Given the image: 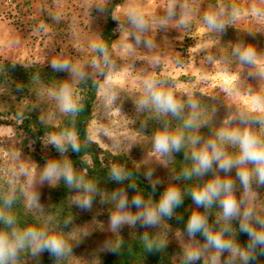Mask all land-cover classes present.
I'll return each instance as SVG.
<instances>
[{"label":"rangeland","instance_id":"374dc122","mask_svg":"<svg viewBox=\"0 0 264 264\" xmlns=\"http://www.w3.org/2000/svg\"><path fill=\"white\" fill-rule=\"evenodd\" d=\"M113 2L0 0V113L7 120L27 113L42 125L57 126L67 115L56 99L61 86L70 87L76 102L79 83L97 73L100 81L86 128L88 136L103 150L126 156L144 179V174L152 171L157 186H176L185 194L193 179L177 177L191 161L184 159V150L171 158L161 156L154 151L152 139L165 123L170 131L186 136L197 133L184 129L182 120L158 117L151 109L138 110L136 102L143 94V82L149 78L164 81L185 106L189 97L201 93L211 99L214 109L225 104L241 115L264 111L255 99L264 97V78L254 75L264 71V17L253 11L264 10V0H123L112 13L115 39L103 58L94 46L100 44ZM133 13L149 26L147 32L129 25L128 16ZM205 15H215L225 24L224 30L211 29L204 22ZM133 32L146 36L154 47L137 46ZM236 48H252L256 62L242 63L234 53ZM53 59L71 63L73 70H53ZM93 61L98 68L92 67ZM194 114L198 119L201 116L197 109ZM243 126L240 118H235L227 128ZM250 127L264 136L259 125ZM23 138L24 134L16 136L11 127L0 128V201L15 195L29 227L38 225L64 238L67 247L65 255L56 259L59 264H105L114 248L134 246L138 249L134 264L147 263L152 254L146 250L145 234L163 249L164 264H182V250L190 243L185 233L163 219L153 227L142 228L137 222L113 229L109 217L119 212L113 193L120 190L92 184L94 190L86 192L84 186L88 184L81 181L79 187H69L62 179L43 180L46 164H38L15 146ZM50 144V136H46L39 152L46 155ZM191 148L186 140V150ZM229 151L236 149L229 147ZM228 175L235 179V170ZM236 186L239 196L238 181ZM34 194L39 197L38 205L32 202ZM126 196L128 211L135 216L141 210L132 207V197ZM85 198L92 200L88 210L78 207ZM250 198L257 212L264 215V186L254 184ZM219 211L217 205L210 209L216 218ZM65 221L69 222L67 227ZM3 227L0 223V229ZM195 241L193 246H198ZM227 256L224 253L221 259ZM16 264L35 263L20 252ZM235 264L245 262L237 257Z\"/></svg>","mask_w":264,"mask_h":264},{"label":"clouds","instance_id":"9594fccd","mask_svg":"<svg viewBox=\"0 0 264 264\" xmlns=\"http://www.w3.org/2000/svg\"><path fill=\"white\" fill-rule=\"evenodd\" d=\"M261 17H264V10L253 9ZM204 22L213 30L223 31L225 24L220 22L215 15H205ZM128 23L134 29L147 32L149 26L143 18L135 13L128 16ZM118 27L119 24H118ZM133 37L137 46L143 45L145 48L152 49L153 41L146 36L141 37L133 32ZM96 50L101 56L107 52L103 44L95 45ZM242 63L252 65L256 62L257 54L252 48L234 49ZM53 70L72 71L73 66L69 62H58L53 59L50 62ZM92 67L98 68L95 61ZM253 75V74H250ZM264 78V71L255 73ZM62 112L76 115L80 108L74 103L70 87L62 85L56 96ZM256 102L264 106V97L256 96ZM138 110L151 109L158 117L171 116L182 120V127L187 130H198L199 124L196 122L198 117L194 114L199 108V102L189 97L186 106L192 110L189 118H183L185 104L177 100L175 95L164 86V81L155 79H145L143 82V94L136 102ZM257 115L244 114L240 117L243 127L221 128L215 133L214 139L203 140L200 135L186 136L183 132L169 130V125L164 124L161 130L154 133L152 147L155 152L163 157L171 158L173 153L179 154L184 150V159L191 161L189 168H182L180 176L185 180H192L194 177H204L208 173H213L211 179L199 187L187 190L191 201L197 208H202L207 212L213 205L220 209L217 224L218 229L209 224L208 217L199 211H193L186 221L185 232L189 237V246L184 248L182 264H235L237 257L242 259L245 264L248 261L257 260L256 255H248L250 250L259 249V255L264 256V215H260L253 201V185L264 186V136L257 133L250 125H259L264 129V111L257 109ZM186 140L191 144V151L186 150ZM203 140V142H202ZM50 143L61 154L68 150L79 153L81 145L78 136L71 131H63L59 135L50 134ZM229 147L236 149L230 152ZM235 170V179L229 176ZM223 172L221 177L218 173ZM27 175V173H25ZM133 173L122 170L119 167H112L109 176L117 183L123 182L131 177ZM145 179L149 181L151 191L156 190V183L152 181V171H147ZM42 179L53 181L62 179L69 186H80V178L74 174L72 165L57 162H49L45 165ZM237 181L241 192L237 195ZM85 191L94 190L91 184L84 186ZM129 188L136 190L137 185L130 183ZM32 202L39 204V197L32 196ZM113 199L117 201L119 212L111 214L109 217L110 226L119 229L124 224L140 223V227L147 228L157 225L164 217L171 219L174 211L184 203V195L180 188L169 185L161 194L154 206L150 207L141 194L132 197L131 205L135 209L141 210L135 216L128 211L129 200L123 191L113 193ZM14 200L7 198L0 206V223L5 227L0 229V264H16L18 256L25 248L29 249L33 256L47 252L50 257L59 259L65 255L67 247L64 238L58 234L46 233L37 227H27L20 229L17 221L7 209H10ZM92 200L85 198L78 203L82 210L91 208ZM238 222V231L248 237L246 248H242L233 238L235 229L232 221ZM65 221V227L68 226ZM200 235L204 244L200 245L195 241V237ZM143 239L146 242V250L158 251L159 246L148 243L147 234ZM195 241L193 246L192 242ZM224 253L227 257L221 259Z\"/></svg>","mask_w":264,"mask_h":264},{"label":"trees","instance_id":"16d2710c","mask_svg":"<svg viewBox=\"0 0 264 264\" xmlns=\"http://www.w3.org/2000/svg\"><path fill=\"white\" fill-rule=\"evenodd\" d=\"M122 1L123 0H114L108 9L107 21L100 36V44L106 46L107 52L105 55L101 56L96 50V54L99 57L105 58L109 54L111 43L115 39L114 29L116 26V21L113 19L112 13ZM99 81L100 78L97 73L93 76L82 79L78 85L79 99L74 102L80 108V111L76 115L67 113L57 126L42 125L37 117L27 113L20 116H14V120H7L0 113V128L11 127L15 130L16 136L24 134L25 138L20 139L15 146L28 154L38 164L57 162L63 165L64 163H70L74 174L80 178L81 183L91 185L101 184L106 187L123 191L130 197L141 194L144 196L148 205L152 207L159 200L161 194L166 188L156 185V190L154 192L151 191L149 182L135 170L126 156L113 155L110 152L103 150L96 142L91 140L87 134L86 128L91 120V109L96 100ZM192 99L199 102V108H197V111L201 113V116L198 121H196L199 124V129L195 131L197 135H200L203 138V140L212 139L219 129L227 128V125L232 123L233 119L241 117V112L238 109L225 104H219L214 109V107H212L211 99L201 93L195 94ZM189 110L190 109L185 106L183 114L187 116ZM65 130L71 131L78 136V142L81 145L79 153H74L71 148L68 147V150L61 154L52 143L49 145L46 155H42L39 152L46 136H50V134L59 135ZM29 141L31 142L33 150L30 149ZM112 167H119L124 171L133 173V175L128 179H125L123 182L117 183L109 176V171ZM209 179H211V172L204 177H194L193 183L189 189L199 187ZM130 183H135L137 189L133 190L129 188ZM183 195L184 203L180 208H177L174 211L173 217L171 219L167 217L162 218L166 224L173 226L186 234L185 227L188 217L193 211H199L202 214L207 215L210 225L214 226L216 229L220 227V225L216 223L218 218L211 215L210 210L205 212L204 209L197 208L191 201L188 192ZM7 198H12L14 200L13 205L10 209H7V211L15 216L17 227L20 229L29 227L24 220V216L21 214V205L15 195L11 194L1 199L0 206H2L3 200ZM231 223L235 229L232 234L233 238L242 248H246L248 237L238 231V222L236 220H233ZM2 226L4 225L2 224ZM34 227L40 228L46 233L55 234L54 232L45 230L38 225H35ZM195 239L204 244L203 238L200 235H197ZM147 242L152 243L154 246H159L157 242L150 238ZM136 248V246L127 249H120L118 247L114 248L112 253L108 256L105 264H134L133 261L136 259L134 256L138 250ZM162 250L163 249L160 246L158 251L154 249V251L151 252L152 258H150V261L141 264H164V252H162ZM259 252V249L250 250L248 255H256L257 260L248 261L247 264H264V256L259 255ZM21 253L25 254V256L35 264H59V261L57 262L56 258L50 257L47 252L33 256L30 250L25 248ZM137 262L140 263V260H137Z\"/></svg>","mask_w":264,"mask_h":264}]
</instances>
